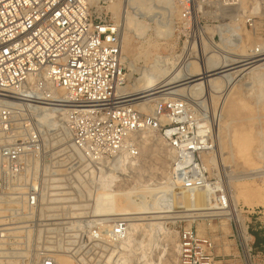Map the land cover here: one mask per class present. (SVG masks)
I'll return each mask as SVG.
<instances>
[{
	"label": "built area",
	"instance_id": "1",
	"mask_svg": "<svg viewBox=\"0 0 264 264\" xmlns=\"http://www.w3.org/2000/svg\"><path fill=\"white\" fill-rule=\"evenodd\" d=\"M197 1L181 4L182 21L192 32H198L197 22L202 29L211 23L219 29L213 42L232 35V47L257 32L258 1L199 0L204 11L196 13ZM110 4L0 0V264L25 256L20 252L37 242L39 228L48 236L54 227L67 225L55 210L68 208L73 183L104 175L84 172L138 160L139 136L146 131L171 152L177 192H206L220 211L231 208L206 162L215 151L208 105L167 93L158 94L163 96L155 97L149 111L136 104L140 96L127 90L123 29L108 11ZM262 54L263 48L255 47L244 65L251 67ZM52 114L57 117L53 131ZM54 134L60 136L56 144ZM97 227L89 239L102 257L106 242L116 248L130 235L122 220ZM177 246L178 264H217L215 243L200 238L193 226L179 232ZM37 264L60 263L50 255Z\"/></svg>",
	"mask_w": 264,
	"mask_h": 264
},
{
	"label": "rangeland",
	"instance_id": "2",
	"mask_svg": "<svg viewBox=\"0 0 264 264\" xmlns=\"http://www.w3.org/2000/svg\"><path fill=\"white\" fill-rule=\"evenodd\" d=\"M256 1H258L262 11L261 18L256 20L257 32L246 35L245 39L242 38L248 55L257 46L262 47L264 53V45H262L264 44V0ZM147 4L149 8L139 9L134 8L129 0H121V9L126 16L128 15L129 19L126 26L125 23L118 21L123 25H121L124 45L122 60L129 78L131 77L134 83H143L149 72L148 69L151 70L155 67L162 74L170 76L185 70V68L187 69L186 66L191 62L199 63L200 51L204 53V49H209L210 46L220 47L223 44L231 46L230 42L234 39L232 35L224 36L225 40L220 43L216 39L214 43V35H197V33L192 32L190 30L191 25L187 26L182 21V0H148ZM203 6L204 3L198 0L195 3L196 13L204 11ZM204 26L211 28V23L206 22ZM149 47L152 56L149 59L141 57L140 54L148 51ZM144 48L146 49L144 50ZM207 56L209 57V55ZM200 79L203 83L206 81L204 77ZM250 83H252L250 80H239L228 94V98L216 100V113L212 114L210 109V125L215 151L206 157V161L212 162L211 167H209L212 183L219 190L228 194L231 204L239 211V218L235 220L230 217L231 208L227 212L220 211L215 203L210 201L207 205L206 202L203 203L200 208L205 210V213H209L208 215L218 217L208 220L202 216L201 219H196L193 222L177 219L183 214L185 207L183 198L176 197L173 193L175 191H172L176 180L172 172L173 156L159 136L153 133L150 140L153 146L150 152L135 161L130 159L118 160L121 164L127 162H134V164L119 175L116 181L108 183L107 175L110 174V169L101 170V173L84 172L83 174L104 175L100 180L96 176L94 179H84L81 184H78L79 188L73 191L72 197H69L79 203L75 205V210L71 208L72 204H70L66 209L55 211L56 216L68 220L67 225L54 227L55 231L48 236L45 228H39L37 242L20 252L25 256L11 257L6 260L5 264H37L39 260L50 255L55 256L60 264H104L107 262L108 255L116 248L106 242L105 251L107 254L101 259V252L97 251L96 244L89 239L90 232L98 228L97 226H101L104 221L119 222L125 221L124 218L130 219L140 216L128 214V207L136 213L148 212L143 215L151 223L145 225L144 228L142 227L133 241L136 240L135 243L139 244L145 241L146 244H150L149 249L145 251L148 253L147 259L152 264H178L179 232L191 226L197 230L200 238H209L215 243L216 256L220 257L217 261L223 262L217 264H264V157H259L256 154L252 165H250L236 154L234 148H231L234 140L233 135L238 130L249 128L259 131L264 129V84L259 85L257 83V86H253L255 84ZM204 91L207 94H213L205 88ZM174 92L182 94L178 91ZM158 96L160 95L154 97ZM199 100L201 103L206 102L204 97ZM210 102V107H212V99ZM225 103H228L227 106ZM224 106L225 109H223ZM141 137L142 135L139 136V140L144 141ZM59 140L60 136L54 134L52 141L56 144ZM143 147H145V141ZM261 149V146L257 144L253 150L254 153H258ZM202 193L206 192L194 194V197L200 200ZM149 194L151 195L150 199L155 198L159 202L168 194L164 199V204L167 206L161 212H150L151 205L152 209L155 206L153 207L154 204L153 201H150ZM141 198H143L142 202L140 201ZM139 202L144 206L148 205L149 209L146 206H141ZM126 204L128 207L124 208ZM136 205H140V207ZM158 216L164 217L162 226L158 230H152L157 226L154 221ZM80 218L84 221H81L80 225L73 226L72 223L75 222L73 219L78 220ZM125 222L128 223V221ZM129 227L130 234L136 231H132L134 229L132 224H129ZM242 228L245 230L243 233ZM148 231H151L150 235L147 234ZM165 232L168 233H166L168 236H165ZM144 233L148 235L147 240L141 236ZM161 233L166 237L165 243L158 239ZM159 243L166 245L165 255H161L157 251L159 250L157 246ZM137 249H139V245L136 244L124 253L130 256ZM224 249H226V253H224ZM232 249H235L237 257H234ZM140 252L138 251L136 254H140ZM132 258V256L129 257L130 264H148L147 259L142 261Z\"/></svg>",
	"mask_w": 264,
	"mask_h": 264
},
{
	"label": "bare ground",
	"instance_id": "3",
	"mask_svg": "<svg viewBox=\"0 0 264 264\" xmlns=\"http://www.w3.org/2000/svg\"><path fill=\"white\" fill-rule=\"evenodd\" d=\"M110 1H111V4L108 7V11L113 14V16L115 17V19L117 21H121V22L125 23V26H126L128 24L129 19H128V15L126 16L125 13L121 9V0H110ZM129 1H130V4L134 8H139V9L149 8V6L147 4L148 0H129ZM133 7H131V8H133ZM198 24L199 23L197 22V26H198L197 35H202V34L216 35L217 33H219V29H217L216 27L202 29L199 27ZM262 45H264V44H262ZM150 47H149L148 51L146 50L140 54L141 57H143L145 59H149L152 56L151 53L149 52ZM145 49L146 48H144V50ZM154 49H155V47H154ZM142 50H143V48H142ZM246 53L247 52L245 50L244 42H242V39L238 44H236L233 47L229 46L228 44H223L220 47L210 46L209 49L208 48L204 49V53H202V51H200L199 63L191 62L189 65L186 66V67H188L187 69L185 68V70L178 71V72L174 73L173 75L168 76V75L162 74L159 70H157V68L155 69V67L154 68L151 67L152 69L151 70L148 69L149 72L146 75L147 76L146 80L143 83H140V84L134 83L132 81V78L130 77L131 82H130L129 87H127V90L129 91L130 94L133 95V97H139L140 96V98H138V101H136V104L140 105L143 109H145L147 111H149L152 107L151 104L155 99V97H153V96H156V95L161 94V93H167L168 94L167 96H173V97L174 96H179V97L185 96V97H192L195 100H199L200 98L204 97V98H206V105H208L209 111L211 109V113L214 114V113H216V104H217L216 100H219L221 98H223V99L228 98V94H230L231 90L234 88V86L236 85V83L239 80H243V81L244 80H250L252 82L250 84H255L253 86H257L256 85L257 83L259 85L264 84V53L261 55V59L258 60L254 65H252L249 68L246 67V65H244L246 62V60H244V58H247L249 56ZM207 55H209V57ZM201 77H204V79H206V81L204 83L202 82V79H200ZM199 81L201 83H198ZM204 88L207 90H210L213 94L210 95V94H207L205 91L203 92ZM172 90H173V92H171ZM169 91H170V93H168ZM174 91H178V93H182V94H177V92H174ZM184 92H188L190 94L184 93ZM195 92H196V94H195ZM192 94H194V95H192ZM160 96H163V94ZM231 97H232V95H231ZM210 99H212V101H213V106H212L213 108L210 107V104H211ZM227 104L228 103H225V106H227ZM225 106L223 107V109H225ZM52 120L53 121L49 123V126H50V128L52 127L51 130L53 131L54 130L53 128L57 125V117L53 114H52ZM152 134L153 133L149 132V131H146V132L141 134L142 135L141 138H143L145 141V147H143V148H142V146H143L144 141H142V140L140 141V150L142 148L141 156L145 155L146 153H148L152 150L151 147L153 146V143L150 141L152 139V137H151ZM233 136H234V140L232 142L231 148H234L236 154L241 159H243L244 161H246L250 165H252V162L254 161V157L256 156V154L259 157H264V129H260L259 131H257L256 129L245 128V129L238 130L237 133L234 134ZM146 137H148V138H146ZM257 144H259V146H261L262 152L260 151L258 153L257 152L254 153L253 149H254V147H256ZM206 162L208 163L207 164L208 167H211L212 162L211 161H206ZM132 164H134V162L133 163L127 162V163L121 164L120 161H118L117 163H115L112 167H110V174L108 173V175H107V177L109 178L108 183H112V182L116 181V179H118V176L123 174L127 170V168ZM219 164H221V163H219ZM40 170L42 171L43 167ZM79 174H81V173H79ZM76 180H79L81 182L82 179H81L80 175H76ZM253 183H254V181H253ZM78 188H79L78 182L73 183L72 190H74V189L77 190ZM245 188H247V187H245ZM172 191H175L173 193H175L176 197L183 198L182 201H184V207H185V209H183L184 212L181 216L177 217V219L188 220L190 222H193L196 219H201L202 216H205L203 218L208 219V220L215 218V217H218V216L208 215L209 213H205L204 212L205 210H202V208H200V206L203 203L206 202V205H207V203H209L211 200L207 193H202L200 195V200H197L194 197L195 195L187 194L186 192H183V191L177 192V187H174V189ZM68 196H73V194L70 193V194H68ZM167 196H168V194L166 196H164L163 199L159 202L155 198L150 199L151 198V195H150L149 199L151 202L153 201V204H154L153 207L155 206L152 209L151 208L152 205H151L150 212H152V213L161 212L163 210V208L165 206H167L166 204H164V201H165L164 199H166ZM137 199H139V198H137ZM147 199H148V196H147ZM149 199H148V201H149ZM141 200H143V198H141L140 201ZM67 202L69 204H72L71 208L73 210H75V205L79 204V203H76V201L73 198H69ZM212 205H210V206H212ZM136 206L140 207V205H136ZM141 206H144V204H141ZM147 206H146V208L149 209V207H147ZM126 207H128L127 204L125 205L124 208H126ZM130 207H131V205H130ZM146 208H144V209H146ZM130 209L131 208H129V207L127 208L128 214L130 213L133 216H135V215H140V216L139 217H132L130 219L124 218V220L128 221V224H130V225L132 224L134 226V229L132 231H134V230H136V231H134L132 234H130L128 240L126 239L123 244L115 245V247L117 249L115 251L113 250V252L110 255H108L107 260H106L107 262L104 264H130L129 263V257H131V256L133 258H137L138 260H142V261H145L147 259L148 253L145 250L149 249L150 244H146L145 241L141 242L142 244L141 243L139 244V243H135L136 240L135 241H133V240H134L135 236H138L142 227L144 228L145 225L147 226L148 223H151V222L147 221L145 219L146 217L143 215V214H146L148 212L136 213ZM238 212H239L238 209L234 205L231 204L230 217L236 220V218H239ZM163 218L164 217H162V216L161 217L158 216L156 218V220L154 222L157 223V226H155V228H153L152 230H156V229L158 230L161 228ZM73 220H75V222L72 223L73 226L80 225L81 221H84L81 218L78 220H76V219H73ZM133 220H134V222H132ZM237 221H238V219H237ZM135 224H138V225L135 226ZM239 224H240V222H239ZM143 230H145V229H143ZM151 231H148L147 234H149ZM241 231L243 233L245 230L242 228ZM166 233L167 232H165V236H168V235H166ZM147 234L144 233V235H141V236L146 239V237L148 236ZM165 236L162 233L159 234V237H158L159 241L160 242L164 241V243H165V241H166ZM131 241H133L132 244H131ZM155 241H158V240H155ZM164 243H159L157 245L159 248V250H157V251H159V254H161V255L162 254L165 255L164 252L167 249L165 247L166 245ZM136 244L139 245V249L135 250L134 252L131 251L133 253H131L130 256H128L127 254L124 253V251L126 252L130 247L132 248ZM152 249H153V247H152ZM138 251H141L140 254H136ZM102 258L103 257H101V259ZM131 261H133V260H131ZM148 264H152L151 261L148 260Z\"/></svg>",
	"mask_w": 264,
	"mask_h": 264
},
{
	"label": "crops",
	"instance_id": "4",
	"mask_svg": "<svg viewBox=\"0 0 264 264\" xmlns=\"http://www.w3.org/2000/svg\"><path fill=\"white\" fill-rule=\"evenodd\" d=\"M224 251V253H226V249H224L223 250ZM232 251L234 252V257H237V254H236V251H235V249H232ZM223 253V252H222ZM219 256V255H218ZM220 258V257H219ZM218 258V259H219ZM217 263H223L221 260H219V261H217Z\"/></svg>",
	"mask_w": 264,
	"mask_h": 264
}]
</instances>
